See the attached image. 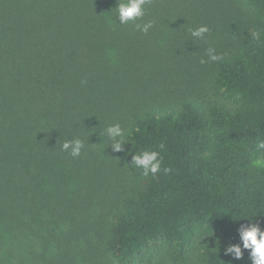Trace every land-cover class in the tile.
<instances>
[{
    "label": "trees",
    "instance_id": "obj_1",
    "mask_svg": "<svg viewBox=\"0 0 264 264\" xmlns=\"http://www.w3.org/2000/svg\"><path fill=\"white\" fill-rule=\"evenodd\" d=\"M116 6L0 0V264H224L240 224L264 228V0H151L147 34Z\"/></svg>",
    "mask_w": 264,
    "mask_h": 264
},
{
    "label": "clouds",
    "instance_id": "obj_2",
    "mask_svg": "<svg viewBox=\"0 0 264 264\" xmlns=\"http://www.w3.org/2000/svg\"><path fill=\"white\" fill-rule=\"evenodd\" d=\"M151 0H117L115 7L118 21L120 24L132 23L135 25L137 31H142L147 34L154 26V21L146 23H137L146 15V5ZM210 32L207 25H201L194 29H190V35L195 39L203 40L206 34ZM258 35V34H257ZM207 56L209 61H220L223 59L221 55L216 54L214 48L207 49ZM201 63H206L201 59ZM107 137L112 141V150L114 152H121L124 150L125 130L120 124L109 125L106 130ZM85 143L82 139L73 138L66 140L62 144V150L69 152L72 157H79L82 154ZM163 147V146H161ZM162 158L157 151H142L138 154L132 155L131 163L136 168L143 170V176L148 177L150 174L155 176L161 170ZM250 165L253 169L264 168V140H259L256 144V154L251 160ZM165 172L170 169H164ZM247 219V223L240 224L238 228L239 242L227 243L222 247V252L225 257H230L229 260L224 261V264H234L235 261H242L245 252L248 253L251 264H264V228L261 224L253 219ZM221 251V248H220ZM220 253V252H219Z\"/></svg>",
    "mask_w": 264,
    "mask_h": 264
},
{
    "label": "rangeland",
    "instance_id": "obj_3",
    "mask_svg": "<svg viewBox=\"0 0 264 264\" xmlns=\"http://www.w3.org/2000/svg\"><path fill=\"white\" fill-rule=\"evenodd\" d=\"M96 148H98V144H97ZM97 150L100 151V147ZM102 157H103L102 154L101 155H96V159H98V158L100 159ZM100 162H103V159H101Z\"/></svg>",
    "mask_w": 264,
    "mask_h": 264
}]
</instances>
